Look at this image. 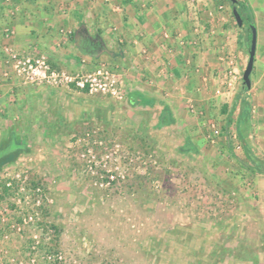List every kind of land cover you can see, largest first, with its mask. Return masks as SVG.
I'll return each instance as SVG.
<instances>
[{"label": "rangeland", "instance_id": "1", "mask_svg": "<svg viewBox=\"0 0 264 264\" xmlns=\"http://www.w3.org/2000/svg\"><path fill=\"white\" fill-rule=\"evenodd\" d=\"M238 1L261 33L264 0ZM170 6L184 15L201 50L194 88L184 80L175 84L172 102L152 94L144 108L133 107L127 97L116 101L17 80L21 87L14 91L24 97L22 116L11 119L20 129L12 142L23 148L8 169L25 170L33 184L44 185L43 233L51 231L50 251L68 264H264V174L250 168L252 160L264 163L256 85L262 64L254 65L251 89L243 82L252 31L247 22L238 26L229 0H173ZM4 24L0 34L13 30ZM163 37L172 36L165 31ZM64 46L56 41L46 51L25 50L74 71L58 64ZM243 100L250 120L240 126ZM10 233L0 243L9 255L30 250L34 231L18 238Z\"/></svg>", "mask_w": 264, "mask_h": 264}, {"label": "crops", "instance_id": "2", "mask_svg": "<svg viewBox=\"0 0 264 264\" xmlns=\"http://www.w3.org/2000/svg\"><path fill=\"white\" fill-rule=\"evenodd\" d=\"M172 3L173 0H12L10 6L2 0L0 25L12 27L15 35L10 40L0 38V47L10 42L19 49L37 46L46 51L58 41L69 47L61 52L59 65L70 66L74 71H93L100 65L97 63L110 64L124 73L131 106L144 108L149 98L154 99L152 94L162 93L172 102L175 84L184 80L189 82L187 88H194L200 67L196 55L201 51L197 50L200 48L184 15L168 9ZM172 6L176 8L175 4ZM13 8L17 10L14 17L9 15ZM165 31L172 36L169 40L163 37ZM189 34L193 43L188 41ZM257 38L255 66H262L256 85L261 99L259 116L263 117L264 30L260 33L258 28ZM186 71L188 75H184ZM18 81L3 82L0 87V179L5 169L19 163L22 154L19 140L12 142L13 134L20 129L19 123L11 119L22 116L19 105L24 97L14 91L21 87ZM175 110L177 114L180 109L176 106ZM262 124L264 117L259 122Z\"/></svg>", "mask_w": 264, "mask_h": 264}, {"label": "built area", "instance_id": "3", "mask_svg": "<svg viewBox=\"0 0 264 264\" xmlns=\"http://www.w3.org/2000/svg\"><path fill=\"white\" fill-rule=\"evenodd\" d=\"M10 2V0H5ZM10 40L14 31L6 28L0 34ZM16 79L24 85L45 86L52 89H75L87 95L108 96L116 101L127 97L125 76L115 68L100 64L93 71H66L52 67L46 54L21 50L10 43L3 46L0 56V86L3 81ZM49 199L42 183H32L29 172L7 171L0 188V243L12 235L22 237L33 232L30 250L9 255L0 246V261L5 264H68L62 254L50 251L51 231L44 235V209ZM18 238V237H17ZM47 241V242H46Z\"/></svg>", "mask_w": 264, "mask_h": 264}, {"label": "trees", "instance_id": "4", "mask_svg": "<svg viewBox=\"0 0 264 264\" xmlns=\"http://www.w3.org/2000/svg\"><path fill=\"white\" fill-rule=\"evenodd\" d=\"M3 2H5V0ZM234 6L235 5H233V7ZM237 8H238V11L241 14L242 18L245 20L244 25L247 22L249 25H254L256 27L255 21H254V16L251 15L252 14L251 10L247 6H245L242 2H240V1H238V3H237ZM232 16H233V14H232ZM247 44H248V49L250 50L251 42L248 41ZM51 65H52V67L58 68L53 63H51ZM244 88L246 90H248V88L245 85H244ZM164 116L169 117V114H166ZM249 120H250V107H249L248 102H246L245 100H243V102L241 104V114L239 115V123H240V126L243 125L246 122H249ZM166 123L167 122H164L163 124H166ZM240 135H242V133H240ZM246 153H247V159L249 161L252 160L253 156H252V153L250 151L249 146L246 147ZM252 162H253V164H252L253 166H250L251 170H253L255 173L264 174V163L262 161L260 162V161H253V160H252Z\"/></svg>", "mask_w": 264, "mask_h": 264}, {"label": "water", "instance_id": "5", "mask_svg": "<svg viewBox=\"0 0 264 264\" xmlns=\"http://www.w3.org/2000/svg\"><path fill=\"white\" fill-rule=\"evenodd\" d=\"M233 5H235L232 9L233 16L238 24L239 27H243L245 20L242 18L241 14L238 11L237 3L238 0H229ZM251 31H252V40H251V46L249 50V60L246 67V70L243 74V82L244 85L251 89L252 87V81L251 76L255 65V58H256V50H257V30L254 25H249Z\"/></svg>", "mask_w": 264, "mask_h": 264}]
</instances>
